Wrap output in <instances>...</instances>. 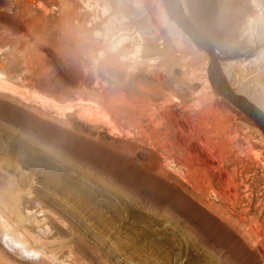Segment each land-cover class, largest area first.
<instances>
[{"label": "rangeland", "instance_id": "rangeland-1", "mask_svg": "<svg viewBox=\"0 0 264 264\" xmlns=\"http://www.w3.org/2000/svg\"><path fill=\"white\" fill-rule=\"evenodd\" d=\"M180 3L264 113V0ZM209 62L165 0H0V229L44 256L22 264H259L264 131Z\"/></svg>", "mask_w": 264, "mask_h": 264}, {"label": "water", "instance_id": "water-1", "mask_svg": "<svg viewBox=\"0 0 264 264\" xmlns=\"http://www.w3.org/2000/svg\"><path fill=\"white\" fill-rule=\"evenodd\" d=\"M169 12L181 28L207 52L210 58L209 73L215 87L225 95L247 118L264 131V113L250 101L233 91L225 81L218 66V56L209 40L201 34L183 12L180 0H165Z\"/></svg>", "mask_w": 264, "mask_h": 264}, {"label": "bare ground", "instance_id": "bare-ground-1", "mask_svg": "<svg viewBox=\"0 0 264 264\" xmlns=\"http://www.w3.org/2000/svg\"><path fill=\"white\" fill-rule=\"evenodd\" d=\"M181 2H182V0H181ZM185 13H186V11H185ZM4 232H5V230L2 231L0 229V259L2 258L3 264H7V263L8 264H22V263L28 262V260H25L21 257L19 249L21 251L24 250V253H22V254L29 257V258H34V259L37 258V260H39L41 262V260L39 258L43 257V260H44V256H42V255H38V254L36 255L34 252H32L30 250L21 249L19 246V243L16 242L15 239H13L10 235L4 234ZM259 244H260V242H259ZM260 247H262V246L260 245ZM16 248H19V249H17L19 251V254L16 253V251H17ZM263 249H264V247H263ZM258 256H259V264H264V253H259Z\"/></svg>", "mask_w": 264, "mask_h": 264}]
</instances>
